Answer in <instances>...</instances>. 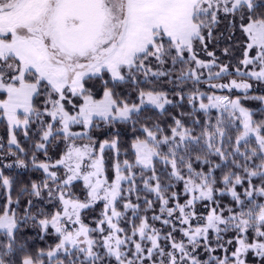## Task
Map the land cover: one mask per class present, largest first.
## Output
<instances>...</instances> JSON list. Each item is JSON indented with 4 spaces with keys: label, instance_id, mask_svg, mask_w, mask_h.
Instances as JSON below:
<instances>
[{
    "label": "snow or ice",
    "instance_id": "1",
    "mask_svg": "<svg viewBox=\"0 0 264 264\" xmlns=\"http://www.w3.org/2000/svg\"><path fill=\"white\" fill-rule=\"evenodd\" d=\"M237 17L243 49L239 64L244 69L237 66L235 73L247 79L209 83V87L247 92L252 88L249 79L264 83V0H0V94L4 96L0 118L7 121L8 144L24 153L14 129L39 122L36 151L44 150L47 155V144L58 137L66 145L54 163H37L33 153L32 166L43 170L44 179L22 188L15 201L12 179L0 172V187L5 190L0 210V264H45V257L47 264H264V120L255 121L240 97L206 96L199 89L188 93L194 111L207 115L216 109L219 113L215 123L204 121L199 135L175 117L170 134L159 124L141 123L142 138L137 136L131 143L134 161L117 159L111 180L103 153L110 148L119 156V133L99 143V154L90 135L101 123H131L135 130L146 108L163 112L173 104L166 91L142 86L151 83V78L169 77L173 82L171 70H163L168 59L173 68L195 65L176 76L177 86L189 80L202 83L200 69L207 70L208 81L230 75L229 65L216 64L207 45L222 18L231 29ZM197 43L211 61L198 58ZM150 59L160 67L153 70ZM214 67L218 71L213 72ZM94 79L103 81L99 98L87 84ZM125 83L137 89L131 103L116 91ZM42 94L41 110L34 100ZM176 95L185 99L182 91ZM244 99L264 103V96ZM193 124L200 125V121ZM74 125L82 130L73 131ZM230 128L236 129L234 142L228 135ZM78 140L88 143L77 144ZM165 147L167 151H162ZM193 152L199 170L193 166ZM9 154L16 153L10 149ZM213 156L220 162L213 163L209 158ZM157 161L165 166L161 174L154 166ZM16 166L28 165L17 158ZM61 167L63 177L58 174ZM135 168L140 169L143 191L155 197L143 198V211H153L151 220L161 222L167 232L140 215L141 204L131 200L133 194L141 200ZM217 169L220 177L215 175ZM148 170L151 175L145 177ZM74 181L82 182L83 199L71 190ZM178 183L183 185V203L180 193L172 191ZM238 187L244 188L242 194ZM25 194L29 199L22 221L12 205H19V196ZM226 195L232 199L229 206L220 203ZM33 197L53 204L55 210L41 207L32 214ZM121 201L123 210L118 208ZM156 201L159 214L154 212ZM97 203L103 209L91 227L82 214ZM198 203L203 212H197ZM28 221L40 229L41 238L55 236V245L33 254L25 244H17L21 223ZM121 221H127L130 231ZM229 232L233 236L225 241L224 234ZM218 249L224 255H215Z\"/></svg>",
    "mask_w": 264,
    "mask_h": 264
},
{
    "label": "trees",
    "instance_id": "2",
    "mask_svg": "<svg viewBox=\"0 0 264 264\" xmlns=\"http://www.w3.org/2000/svg\"><path fill=\"white\" fill-rule=\"evenodd\" d=\"M239 27V25H238ZM237 27V28H238ZM225 29H228L224 26V23L219 24L217 28L213 30V39L210 43H208L207 48L209 51L214 52V57H215V62L216 64L220 65H229V71L230 75L223 76L219 80H203L202 83L200 84H194L191 80L181 83L177 86L175 82V78L179 73L184 70L186 67H194V63L191 65H182V64H177L173 68V65L171 63V60L168 59L167 63L163 65V70H171V79L172 83L169 82V77H160V78H151L152 82L151 83H146L142 84L143 87L145 88H150V87H155L157 90H163L168 93V98L173 101V104L166 105L165 106V111L161 112L158 109H153L150 106L145 109L140 114L139 117V123L136 124L135 130L133 129V126L131 123L129 124H123V123H116L115 125H104L101 123L99 128H93L90 135L95 139L96 144L94 145L96 150H99V143L104 141V140H111L113 136L117 133H119V156L117 157V154L110 148H106L104 150L103 156L105 160V167L107 170V176L109 179L112 178L113 171H112V164L119 159L121 162L124 159H129L130 161H134L135 157L134 154L131 150V143L133 139H135L137 136H141L142 138V133L139 131L141 123H148L149 125L153 124H159L162 129H164L166 134H170V127L173 125V117L181 119L182 122L190 128L194 129V134L199 135L202 126L204 124L205 120H211L212 123H215V120L217 116L219 115L218 111L216 109H210L209 113L205 115L204 112L202 111H194L192 106L188 104L187 101V94L199 89L201 92H204L207 95H227L231 96L232 98L240 97L243 106L251 110L253 113V119L257 122L264 120V103H261L258 100H252V99H244L245 96H264V83L255 81V80H248V82L252 85V88L247 90V92H235L236 89H212L209 87V83H226L231 79H236V80H241V79H247L245 77H240L237 76L235 73V68L239 66L242 70L244 69L243 65L239 64V61L243 58V49L241 43H239L237 46H230L231 43H227V39L224 38V33L227 31ZM230 30V29H229ZM228 30V31H229ZM238 30V29H237ZM231 32H236L231 30ZM235 34V33H234ZM232 38L231 39H236L233 37L231 33ZM219 40V42H218ZM238 39H236L237 41ZM235 41V42H236ZM219 43V44H218ZM200 45L199 43L196 44V48H198ZM225 49H228L227 53L225 52ZM215 50V51H214ZM187 56V54H185ZM198 55V52H197ZM251 55H255V51L251 53ZM205 58H208L207 56L204 55ZM221 60V62H219ZM150 66L153 68V70H156L158 67H160L157 62L154 59H150ZM251 66H249L250 70ZM213 71H218V68H213ZM105 79H107V76H105ZM143 76H141V80L143 81ZM206 82V84H205ZM194 84V89L193 90H187L186 86L188 84ZM89 87L93 88V91L96 93L97 98H99L102 95L103 92V81L99 79H94L91 81L87 82ZM204 88V90L202 89ZM117 93L121 95V98H127L129 102H133L136 100V94H137V89H134L132 85L130 84H122L119 87L116 88ZM182 91L185 95V99L181 101L180 97L176 95L177 92ZM4 98L3 94H0V99ZM45 97L42 94L39 97H36L34 100V105L39 108L43 109L44 107V101ZM74 102L79 104L80 101L77 98H73ZM203 102H207V99L205 97ZM66 103V102H65ZM196 109L199 108V103L200 101L197 100L196 102ZM66 107L71 110V105H68L66 103ZM227 114H225L226 118ZM47 120L48 118L45 117ZM194 120H199L200 125H194L193 121ZM73 131H81L80 126H73L72 127ZM25 131L28 132V136L26 137L24 135ZM236 129L235 128H230L228 130V135L232 138L233 142L235 140L236 136ZM14 135L16 136V139L20 146L25 149L24 153H20L18 149H16L15 145H9L8 144V139H9V133H8V125L7 121L3 120L0 118V172L3 173V175L9 176L12 181H13V186L11 189V195L13 201L17 199V194L21 191L22 188L30 186L33 181L35 182H40L41 180L44 179V173L42 169H37L32 166V157L33 153L35 152L36 155V161L37 163L41 161L49 162V163H54L59 157L63 154V152L66 149V145L63 141L62 138H54L50 143L47 144V155H45L44 150H35V144L39 141L40 139V132H39V122H33L31 123L27 129L20 127L14 129ZM226 140V147L227 145V137L225 138ZM77 142H86L88 143L87 140H78ZM11 149V152L16 153L15 155H10L9 150ZM241 150L243 151V147H241ZM162 151H167L166 147L162 148ZM197 153L193 152V166L195 169L199 170L201 168V165L195 161V155ZM17 158L24 159L26 161V164L28 165L27 167H17L16 166V160ZM213 163H219V158L218 157H209ZM258 163V161H257ZM12 165L11 167H5V165ZM155 168L157 170L158 174L163 173L165 166L162 162L157 161L155 163ZM170 170V168H169ZM204 170L207 171V166H204ZM134 171L136 172L137 175V185L141 189L140 191V196L141 200L137 201L136 200V195L133 194L131 196V200L133 202H139L141 204V212L140 215H146L149 219L150 223H153L156 228L162 229V232H167L169 229L167 227L162 226L161 222L159 221H152L151 217L153 215V211H148L145 213L143 211V208L145 207L143 204V198L147 196L148 199H153L155 200V197L152 194H149L145 191H143V181L140 179V169L135 168ZM59 173L62 172L61 169L58 171ZM221 170L217 169L215 172V175L217 177L221 176ZM145 177L151 175V170L145 171L143 173ZM255 183L259 184L258 180L254 181ZM125 188L127 187V184L124 185ZM244 187H247V182L245 183ZM74 194L80 196L81 199L84 198V191L83 187L80 182H75L72 186V189ZM238 192L241 194L244 191L243 187H238ZM172 191H177L180 193V202L183 203L185 200V196L183 194V185L182 183L176 184L175 188L172 189ZM46 193H45V198H46ZM29 197L25 195L19 196L20 203L19 205H16L15 203L12 205L13 208L16 209L18 217L23 221V217L25 215L24 209L27 207V200ZM34 201L35 206L32 208V214H35L41 207L45 209L48 212L54 211L55 208L53 204L46 203L44 200L37 201L34 197L32 198ZM258 200L260 198H257ZM5 203V190L0 187V210H2L3 205ZM175 201L172 202V205H174ZM220 203L224 206H229L232 204V199L230 196H224L220 198ZM123 201L120 202L118 205V208L120 210L122 209ZM170 205V206H172ZM159 202L156 201L154 204V212L156 214H159ZM102 211V204L99 203L95 206H93L92 209L85 210L82 214V218L85 223H88L89 221H95L96 219L99 218L100 213ZM204 208L202 204H197V212H203ZM128 216H131V213L129 212L127 214ZM138 223V221H137ZM121 226L128 229L130 231V226L127 223V221H121ZM179 227V225H178ZM51 231V230H49ZM176 238L180 239V234L179 232L175 233ZM233 233L229 232L224 234V240L227 241L228 239L232 238ZM213 242H214V237H213ZM56 243V237L53 235H45L44 238H41L40 235V229L38 227H35L31 221H28L27 223H21V226L19 228V231L17 233V244H25L26 245V251L35 253L40 249H44L47 251V249L50 246H54ZM163 243V241H162ZM231 251V249H230ZM217 256H222L224 255L223 250L218 249L217 252L215 253ZM201 257L202 258H207L203 250H201ZM45 264H47V258L45 257ZM253 257H249V261H251Z\"/></svg>",
    "mask_w": 264,
    "mask_h": 264
},
{
    "label": "rangeland",
    "instance_id": "3",
    "mask_svg": "<svg viewBox=\"0 0 264 264\" xmlns=\"http://www.w3.org/2000/svg\"><path fill=\"white\" fill-rule=\"evenodd\" d=\"M222 23H224V26L227 24V21H225V20H223V18H222ZM239 18L237 17L236 18V21H235V24H234V26L229 30V29H225L227 32L226 33H224V38L225 39H227L226 41H227V43L229 44V43H231L230 44V46H237L239 43H240V41H241V37H242V33H241V31H240V28L238 27V25H239ZM238 27V28H237ZM238 29V30H237ZM229 30V31H228ZM231 30H233V31H236V32H231L232 33V35H233V37H235L236 39H238L237 41H236V39L234 40V39H231V38H229V32L231 31ZM236 41V42H235ZM218 42H219V40H218ZM219 44V43H218ZM207 50H208V48H207ZM209 51V50H208ZM215 51V50H214ZM197 52H198V58L199 59H201V60H204V61H206V62H209V61H211L213 58L212 57H208L207 56V54H206V52L205 51H203L202 50V48H201V46H199L198 48H197ZM214 53V52H213ZM204 55L205 56H207L208 58H205L204 57ZM215 58V57H214ZM219 62H221V60H219ZM195 67V66H194ZM200 72H202L203 73V75L201 76V80L203 81V80H208V72H207V70H204V69H200L199 70ZM213 71V70H212ZM213 72H215V71H213ZM205 84H206V82H205ZM186 89L187 90H193L194 89V84H188V86H186ZM202 89L204 90V88L202 87ZM217 90H220L219 88H217ZM235 92H245L244 90H237L236 89V91ZM206 97V96H205ZM3 99V98H2ZM204 103H207V102H204ZM76 143L77 144H82V143H86V142H77L76 141ZM66 150V149H65ZM96 152H97V154H99V150H96ZM59 169H61L62 170V172L61 173H59L58 172V174L61 176V177H63V174H64V169L61 167V168H59ZM53 170H55V169H53ZM112 177H113V175H112ZM111 180V179H110ZM75 182H80L81 183V185H82V187H83V184H82V182L81 181H74L73 182V184L75 183ZM125 187V186H124ZM97 204H99V203H97ZM96 204V205H97ZM102 204V203H101ZM95 206V205H94ZM102 209H103V204H102ZM86 224H88V225H90L91 227H95V221H89L88 223H86ZM106 227V226H105ZM137 239H138V237H137Z\"/></svg>",
    "mask_w": 264,
    "mask_h": 264
}]
</instances>
